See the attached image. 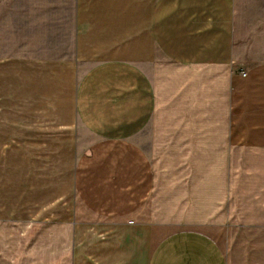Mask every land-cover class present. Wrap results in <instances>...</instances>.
<instances>
[{"label":"crops","instance_id":"1","mask_svg":"<svg viewBox=\"0 0 264 264\" xmlns=\"http://www.w3.org/2000/svg\"><path fill=\"white\" fill-rule=\"evenodd\" d=\"M68 7L69 56L16 61L60 162L0 106V264H264V0Z\"/></svg>","mask_w":264,"mask_h":264},{"label":"rangeland","instance_id":"2","mask_svg":"<svg viewBox=\"0 0 264 264\" xmlns=\"http://www.w3.org/2000/svg\"><path fill=\"white\" fill-rule=\"evenodd\" d=\"M68 5L69 0H0V72L3 75L0 79V106L4 113L5 140L11 143L12 139L14 144L26 147V150L8 153L9 161L51 160L52 164L56 165L63 157V153L57 151H40L39 149L44 147L43 136H30L18 126L20 123L43 127L42 120L35 121L25 117L17 120L20 114L14 111L20 108L21 115H27L28 104H18L19 99L33 100L38 96L37 93L41 92V86L27 84L28 75H32L33 79V73L24 71L19 75L16 61L69 56L71 40ZM31 107L32 115L39 108L41 110L38 112L42 114L40 105H30ZM14 119L16 120L13 121ZM17 130L21 136L19 141L16 140L17 136H14ZM58 140L59 138L53 137L52 142ZM73 157L74 153H68V159ZM52 169L55 170L53 167Z\"/></svg>","mask_w":264,"mask_h":264}]
</instances>
